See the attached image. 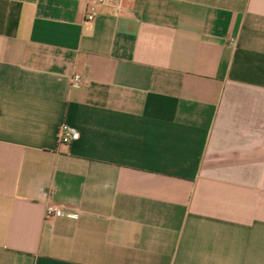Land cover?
I'll list each match as a JSON object with an SVG mask.
<instances>
[{
  "label": "crops",
  "instance_id": "0c3cea01",
  "mask_svg": "<svg viewBox=\"0 0 264 264\" xmlns=\"http://www.w3.org/2000/svg\"><path fill=\"white\" fill-rule=\"evenodd\" d=\"M0 264H264V0H0Z\"/></svg>",
  "mask_w": 264,
  "mask_h": 264
},
{
  "label": "built area",
  "instance_id": "2783aa9c",
  "mask_svg": "<svg viewBox=\"0 0 264 264\" xmlns=\"http://www.w3.org/2000/svg\"><path fill=\"white\" fill-rule=\"evenodd\" d=\"M110 0H91V3L94 8H101L108 4ZM123 2L124 0H120ZM119 12H124L123 5L119 6ZM96 12L89 11L87 14L88 21H94L96 19ZM83 77L80 74H76L71 78V83L73 87H80L83 84ZM80 133L73 127L64 124L60 127L59 130V139L62 144L69 145L72 142L79 140ZM64 212L62 210L56 208L53 205H49L46 209V217L53 218V217H62L64 216ZM70 217H76L75 215L68 214Z\"/></svg>",
  "mask_w": 264,
  "mask_h": 264
}]
</instances>
